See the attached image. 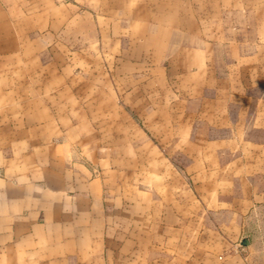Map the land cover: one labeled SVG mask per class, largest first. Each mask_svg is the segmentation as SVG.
Listing matches in <instances>:
<instances>
[{"label":"crops","instance_id":"obj_1","mask_svg":"<svg viewBox=\"0 0 264 264\" xmlns=\"http://www.w3.org/2000/svg\"><path fill=\"white\" fill-rule=\"evenodd\" d=\"M94 5L139 120L73 117L65 54L0 6V264H264V0Z\"/></svg>","mask_w":264,"mask_h":264},{"label":"rangeland","instance_id":"obj_2","mask_svg":"<svg viewBox=\"0 0 264 264\" xmlns=\"http://www.w3.org/2000/svg\"><path fill=\"white\" fill-rule=\"evenodd\" d=\"M54 2L52 11L48 4ZM95 0H0V6L7 10V16L13 22H22L24 35L38 37L39 40L49 39L48 50L54 48L56 53H64L68 65L71 68L70 95L65 94V101L71 102L72 116L76 118L90 119L91 121H104L109 118L126 121L128 118L139 120L142 118V110L123 109L128 100L125 94L111 93L113 84L111 74L120 70L122 62L107 58L99 60L96 45L94 43L99 30L95 29ZM37 11L31 12L32 7ZM54 21L55 29L48 35L46 30L47 21ZM38 27L39 30L29 31L30 27ZM28 27V28H26ZM100 37V36H99ZM110 42L104 46L112 50ZM45 46V45H44ZM47 46V45H46ZM46 48V47H45ZM46 53V50H40ZM42 54V53H41ZM119 68V69H118ZM102 75L104 77H102ZM108 77H107V76ZM124 90V89H123ZM152 96V100L154 95ZM119 102L120 109H111L112 102ZM83 131L86 127H82ZM94 128V127H93ZM120 132L125 134L127 127H119ZM142 128V126H141ZM98 130L103 133L110 132V126H99ZM106 144V143H104ZM93 163L94 159H86ZM127 158H119L118 162L126 163ZM142 165V159H131Z\"/></svg>","mask_w":264,"mask_h":264}]
</instances>
